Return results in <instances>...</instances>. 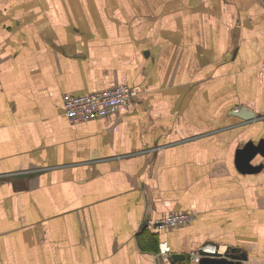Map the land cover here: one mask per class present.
Segmentation results:
<instances>
[{
    "label": "crops",
    "instance_id": "0c3cea01",
    "mask_svg": "<svg viewBox=\"0 0 264 264\" xmlns=\"http://www.w3.org/2000/svg\"><path fill=\"white\" fill-rule=\"evenodd\" d=\"M121 85L117 115L65 116ZM263 140L264 0H0V264H264V156L238 166ZM172 212L195 221L143 228Z\"/></svg>",
    "mask_w": 264,
    "mask_h": 264
},
{
    "label": "built area",
    "instance_id": "2783aa9c",
    "mask_svg": "<svg viewBox=\"0 0 264 264\" xmlns=\"http://www.w3.org/2000/svg\"><path fill=\"white\" fill-rule=\"evenodd\" d=\"M136 96L135 89L128 85H121L108 90L90 94L63 97V109L65 116L72 123H84L98 119H107L119 113L122 107L132 103ZM195 221V215L189 212H172L155 220L146 221L147 227L155 231L175 230L191 225ZM165 249L157 257H166ZM191 261L199 263L200 256L197 253L190 254Z\"/></svg>",
    "mask_w": 264,
    "mask_h": 264
},
{
    "label": "water",
    "instance_id": "95a60500",
    "mask_svg": "<svg viewBox=\"0 0 264 264\" xmlns=\"http://www.w3.org/2000/svg\"><path fill=\"white\" fill-rule=\"evenodd\" d=\"M244 120L254 119L255 114L249 109H241L234 113ZM258 155L264 156V140L259 145L252 143L248 144L246 148L239 152V163L238 166L242 172H255L260 167H253L250 163ZM143 228H147L145 223ZM200 256L199 264H235L245 260L244 255L236 254L233 249H221L218 245L206 244L198 251ZM166 259L170 263H177L184 261L186 257L184 255H177L170 253L166 257L159 256L158 261Z\"/></svg>",
    "mask_w": 264,
    "mask_h": 264
},
{
    "label": "trees",
    "instance_id": "16d2710c",
    "mask_svg": "<svg viewBox=\"0 0 264 264\" xmlns=\"http://www.w3.org/2000/svg\"><path fill=\"white\" fill-rule=\"evenodd\" d=\"M147 232V231H146ZM150 234V233H149ZM148 238L150 237V239H151V241H152V243L154 244V243H156L157 242V240H156V238H157V234L155 235V234H153V233H151L149 236H147ZM157 245V244H156ZM156 245H154V246H152L151 248H152V250H154V251H157L158 250V246H156Z\"/></svg>",
    "mask_w": 264,
    "mask_h": 264
},
{
    "label": "rangeland",
    "instance_id": "374dc122",
    "mask_svg": "<svg viewBox=\"0 0 264 264\" xmlns=\"http://www.w3.org/2000/svg\"><path fill=\"white\" fill-rule=\"evenodd\" d=\"M159 254V253H158ZM193 264H198L197 262L193 261Z\"/></svg>",
    "mask_w": 264,
    "mask_h": 264
}]
</instances>
